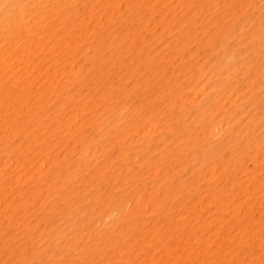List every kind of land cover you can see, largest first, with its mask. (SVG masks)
Here are the masks:
<instances>
[{
	"label": "bare ground",
	"instance_id": "6f19581e",
	"mask_svg": "<svg viewBox=\"0 0 264 264\" xmlns=\"http://www.w3.org/2000/svg\"><path fill=\"white\" fill-rule=\"evenodd\" d=\"M0 264H264V0H0Z\"/></svg>",
	"mask_w": 264,
	"mask_h": 264
}]
</instances>
